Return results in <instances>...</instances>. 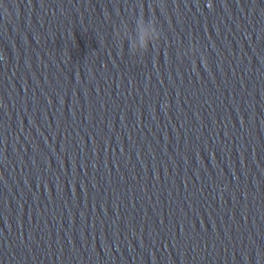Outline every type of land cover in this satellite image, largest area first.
I'll use <instances>...</instances> for the list:
<instances>
[{
  "label": "water",
  "instance_id": "1",
  "mask_svg": "<svg viewBox=\"0 0 264 264\" xmlns=\"http://www.w3.org/2000/svg\"><path fill=\"white\" fill-rule=\"evenodd\" d=\"M0 264H264V0H0Z\"/></svg>",
  "mask_w": 264,
  "mask_h": 264
},
{
  "label": "clouds",
  "instance_id": "2",
  "mask_svg": "<svg viewBox=\"0 0 264 264\" xmlns=\"http://www.w3.org/2000/svg\"><path fill=\"white\" fill-rule=\"evenodd\" d=\"M116 39L123 50L127 43L129 51L134 55H144L154 45H158L163 36L157 26L155 17L141 14L132 23L125 21L116 32Z\"/></svg>",
  "mask_w": 264,
  "mask_h": 264
},
{
  "label": "snow or ice",
  "instance_id": "3",
  "mask_svg": "<svg viewBox=\"0 0 264 264\" xmlns=\"http://www.w3.org/2000/svg\"><path fill=\"white\" fill-rule=\"evenodd\" d=\"M211 7V5H209Z\"/></svg>",
  "mask_w": 264,
  "mask_h": 264
}]
</instances>
